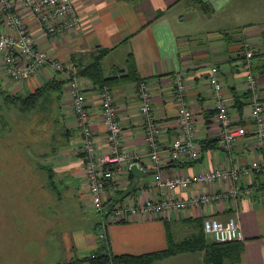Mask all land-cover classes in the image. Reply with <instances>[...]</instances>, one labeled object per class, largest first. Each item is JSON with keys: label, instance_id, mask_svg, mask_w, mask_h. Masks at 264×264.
Here are the masks:
<instances>
[{"label": "crops", "instance_id": "obj_1", "mask_svg": "<svg viewBox=\"0 0 264 264\" xmlns=\"http://www.w3.org/2000/svg\"><path fill=\"white\" fill-rule=\"evenodd\" d=\"M72 4L79 23L70 35L40 37L36 22L24 12L23 16L35 36L36 46L75 72L93 56L105 53L102 58L105 77L116 78L108 87L113 93L122 129L123 149L142 157L147 152L136 83L120 79L126 74L128 59L134 64L137 77L151 92L153 115L160 128L158 149L165 150L179 137L177 107L170 101L177 73L184 78L185 101L194 119L195 140L201 147L194 161H173L164 152L163 164L158 170L141 160L138 168L143 175L140 178H135L129 169L123 170L115 177L117 190H105L106 204L160 197L154 185L155 175L164 179L179 174L190 176L216 166L264 163V149L255 147L249 94L240 67L244 42H247L254 51L252 71L264 104V0H72ZM212 67L216 68L217 78L223 85L233 125L246 130V135L236 138L230 159L220 144L214 98L207 84ZM78 78L97 152L102 154L106 152V142L98 88L90 80ZM28 82L23 94L32 93L46 83L42 77H33ZM8 87L10 92L17 91L13 84ZM66 87L64 84L60 94L55 93L53 97L56 104L53 109L60 117L62 148L53 152L45 165L52 170L56 189L60 187L57 190L60 198L68 197L76 208L72 211L74 217L79 218L80 223L84 221L82 217H91V222L86 220V227L68 229L58 235L64 253L62 263L88 264L83 260L105 252L110 256H137L165 251L169 245L194 238L201 232L200 223L207 213L225 222L237 212L243 240L238 244L240 250L236 248L239 254H230L233 257L225 259L223 264H264V171L251 177V185L246 180V185L253 190L249 198H238L235 203L213 202L208 208L191 206L169 216L111 224L107 228L106 248L98 244L95 236L98 217L88 209L90 198L81 138L69 108ZM226 187L223 183L193 185L187 190L175 191L174 195L188 200L202 192L223 193ZM204 259V250L181 251L150 264H205Z\"/></svg>", "mask_w": 264, "mask_h": 264}, {"label": "built area", "instance_id": "obj_2", "mask_svg": "<svg viewBox=\"0 0 264 264\" xmlns=\"http://www.w3.org/2000/svg\"><path fill=\"white\" fill-rule=\"evenodd\" d=\"M28 14L37 24L40 37H58L72 34L78 26L79 18L73 10L72 0H0V73L4 81L9 80L17 90H24L33 77H42L45 82L51 80L67 85L68 104L73 113L75 125L81 138L84 176L87 184L90 205L88 209L98 217L95 236L97 243L107 244V228L111 224L125 223L148 219L157 216H169L173 212L187 207L208 208L213 202L238 198H249L253 190L252 176L264 171V163L253 161L249 165H230L214 167L209 171L194 175H176L162 179L154 177V185L160 197L148 198L133 203L116 202L106 204L103 194L107 188L117 190L116 175L139 166L146 160L156 170L163 164V153L173 161L197 160L201 147L195 140L194 119L185 101V83L177 73L170 96L177 107V128L179 137L165 150L158 149L157 138L160 128L153 115L152 96L148 86L140 81L135 94L138 101V113L144 131L147 152L137 155L136 152L122 147V129L117 118L113 93L107 86L98 88L97 99L100 114L105 126L104 140L106 152L99 154L94 134L89 124L85 95L79 78L72 67L51 58L36 46L35 36L30 32L24 16ZM243 55L240 61L244 72L245 89L249 94L248 104L253 124L256 149H264V104L259 94L257 79L252 71L254 51L244 42ZM207 84L214 98L215 119L220 127L219 140L229 159L236 138L246 135L243 127L234 126L229 114L227 100L223 94V85L217 78L215 67L210 69ZM231 161V160H230ZM246 180L248 184L246 185ZM223 183L227 187L223 193H199L188 200H180L174 192L187 190L190 186H209ZM202 232L213 243H233L243 240L237 212L225 222L213 218L208 213L203 218Z\"/></svg>", "mask_w": 264, "mask_h": 264}, {"label": "rangeland", "instance_id": "obj_3", "mask_svg": "<svg viewBox=\"0 0 264 264\" xmlns=\"http://www.w3.org/2000/svg\"><path fill=\"white\" fill-rule=\"evenodd\" d=\"M2 80L8 90L12 82ZM55 105L51 113L40 107L21 114L0 95V120L5 122L0 130V264H64L58 235L91 222V217H82L80 223L68 197L55 200L60 187L48 188V193L47 177L41 180L45 172L38 167L45 165L52 150L62 148Z\"/></svg>", "mask_w": 264, "mask_h": 264}, {"label": "trees", "instance_id": "obj_4", "mask_svg": "<svg viewBox=\"0 0 264 264\" xmlns=\"http://www.w3.org/2000/svg\"><path fill=\"white\" fill-rule=\"evenodd\" d=\"M104 54H105L104 52H100L98 55L93 56L89 62L80 66L78 71L75 72L76 75L78 77H83L90 80V82L97 88H101L103 86L108 87L112 82L116 80V78L105 77L104 70L102 67V58ZM124 72H126V74L121 76L120 79L122 80H125L127 82H134L136 83V85L138 82L143 81L137 77L136 68L132 63V60L130 59L126 61V69ZM63 85L64 83L62 82L51 80L45 83L43 86L35 89L32 93H26V94H23L24 93L23 90L10 92L8 90H5V88H3V85H1L3 90L0 89V95L4 97L5 104L8 103V106L12 104L14 105L15 108L18 107L17 111L21 114L32 110L34 111L40 107H42L43 109H47L46 111L47 113H51V104H53V97H55V93L57 95L60 94ZM3 122L4 120L3 121L0 120V124H1L0 130H2L4 127L3 125H5V122L4 123ZM57 122L58 121H56V123ZM55 151H57V149L52 150L51 155ZM38 169L45 172L42 178L45 179L46 176L49 182L48 187L47 185H45V189L48 191L49 188V190L52 189L53 191H55L56 186L53 181L54 178H53L52 170L43 164L41 167H38ZM55 197H56L55 200L59 202V198L61 197L60 193L59 192L55 193ZM111 204L112 203H110V205ZM202 222L203 219L200 223L201 232H199L196 236H194V238L182 241L177 244H171L169 245L168 249L165 251L142 254L137 256H131V255L110 256L108 255V253L105 252V253H100L92 258L85 259L83 260V262H87L88 264H150L151 262L157 259L168 257L170 255L176 254L181 251L204 250L205 264H223L225 259L231 257L230 254L233 256H235L234 254L236 255L239 254V250H240L238 247L239 242L222 243V244L213 243V242L208 243L206 236L202 232ZM231 247L232 249L238 248L239 250L238 249L232 250ZM67 264H76V263L70 262Z\"/></svg>", "mask_w": 264, "mask_h": 264}, {"label": "water", "instance_id": "obj_5", "mask_svg": "<svg viewBox=\"0 0 264 264\" xmlns=\"http://www.w3.org/2000/svg\"><path fill=\"white\" fill-rule=\"evenodd\" d=\"M129 172L135 177L140 178L143 175V171H141L136 165H132L129 167Z\"/></svg>", "mask_w": 264, "mask_h": 264}]
</instances>
